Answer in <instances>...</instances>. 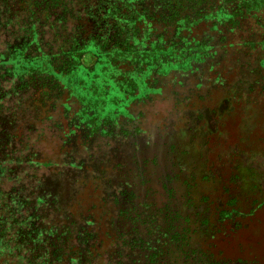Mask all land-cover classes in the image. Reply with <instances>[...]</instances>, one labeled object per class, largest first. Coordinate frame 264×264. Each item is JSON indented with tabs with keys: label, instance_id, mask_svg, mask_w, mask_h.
I'll use <instances>...</instances> for the list:
<instances>
[{
	"label": "rangeland",
	"instance_id": "rangeland-1",
	"mask_svg": "<svg viewBox=\"0 0 264 264\" xmlns=\"http://www.w3.org/2000/svg\"><path fill=\"white\" fill-rule=\"evenodd\" d=\"M14 29L0 27V222L12 240L33 229L22 264H264V48L214 45L138 100L80 68L46 95L2 59Z\"/></svg>",
	"mask_w": 264,
	"mask_h": 264
},
{
	"label": "trees",
	"instance_id": "trees-1",
	"mask_svg": "<svg viewBox=\"0 0 264 264\" xmlns=\"http://www.w3.org/2000/svg\"><path fill=\"white\" fill-rule=\"evenodd\" d=\"M0 20L1 28L15 25L2 59L24 80L37 77L46 95L80 68L103 75L125 100H138L151 78L204 60L214 45L264 48V0H0ZM84 53L91 67L81 65ZM8 225L0 222V256L16 251L13 263L22 264L15 247L33 241V229H16L12 240Z\"/></svg>",
	"mask_w": 264,
	"mask_h": 264
}]
</instances>
